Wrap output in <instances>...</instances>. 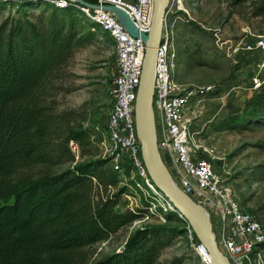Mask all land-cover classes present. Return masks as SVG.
Listing matches in <instances>:
<instances>
[{"label": "trees", "instance_id": "16d2710c", "mask_svg": "<svg viewBox=\"0 0 264 264\" xmlns=\"http://www.w3.org/2000/svg\"><path fill=\"white\" fill-rule=\"evenodd\" d=\"M44 1L49 10L34 13L30 9L43 0H0V10L17 5L16 14L0 19V264L59 263L147 210L143 203L134 209L116 207L127 186H116L119 176L107 165L109 155L75 161L58 172L33 169L54 155L73 159L69 141L82 147L92 133L84 127L71 130L64 146L49 147L46 113L36 90L82 40L77 22L90 21L78 9L75 17L67 8ZM255 124H264V84L240 110L211 123L215 129ZM164 215L171 219L173 214ZM185 231L186 225L164 223L136 227L119 248L89 264H182L183 254L166 263L158 257L162 247ZM259 245L264 248V242ZM194 254L197 264H206Z\"/></svg>", "mask_w": 264, "mask_h": 264}, {"label": "rangeland", "instance_id": "374dc122", "mask_svg": "<svg viewBox=\"0 0 264 264\" xmlns=\"http://www.w3.org/2000/svg\"><path fill=\"white\" fill-rule=\"evenodd\" d=\"M263 4L264 0H167L164 19L173 29L176 53L172 74L177 81L192 86L215 83L219 90L227 89L234 80L241 81L242 74L253 65L242 44L264 33ZM16 8L14 3L6 4L0 10V19L16 14ZM45 8L49 10L50 5L43 0L30 12ZM65 8L75 17L79 16L74 6ZM77 26L82 40L73 45L70 56L36 90L37 101L46 113L50 149L64 146L70 131L81 127L89 128L91 137L82 147L79 145L78 156L71 151L73 159L54 155L38 162L34 170L44 168L58 172L75 161L104 155L100 140L105 138V115L112 103L109 85L115 71L114 42L107 31L94 22L79 21ZM202 115L198 118H205L206 115ZM217 118L202 119L200 124L193 119L190 130L210 152L219 171L233 184L243 207L264 225V124L215 129L211 123ZM118 175L119 180L124 178L120 172ZM119 185L124 184L118 181L116 186ZM116 207L125 208L122 195ZM172 214V218L165 221L153 216L145 222L186 225L185 233L175 236L160 249L158 259L166 263L173 255L183 254L182 264H197L187 220H178H185L178 212ZM136 227L127 223L105 238L78 247L54 264H89L119 248Z\"/></svg>", "mask_w": 264, "mask_h": 264}, {"label": "built area", "instance_id": "2783aa9c", "mask_svg": "<svg viewBox=\"0 0 264 264\" xmlns=\"http://www.w3.org/2000/svg\"><path fill=\"white\" fill-rule=\"evenodd\" d=\"M48 1L62 7L74 6L113 39L115 71L109 85L112 103L105 115V138L100 142L103 154L110 156L112 167L124 177L120 183L129 187L122 194L124 206L134 209L143 203L147 207L142 216L130 222L131 226L147 225L145 222L153 216L165 221L166 212L183 216L149 175L136 127L135 98L146 47L143 33L150 27L153 0ZM242 48L256 66L249 79L251 88L258 89L264 84V33L246 40ZM253 51L259 56L254 57ZM175 53L172 26L163 19L151 96L160 156L178 187L205 209L214 238L230 262L264 264V248L259 245L264 242V225L243 207L233 184L190 130L193 118L204 112L206 96L222 99L229 90L241 88V82L234 80L221 90L215 83L182 85L172 74ZM68 146L78 156V142L71 139ZM92 179L96 181L95 176ZM108 187L113 188L111 184ZM187 224L193 250L201 261L211 264L207 246Z\"/></svg>", "mask_w": 264, "mask_h": 264}, {"label": "water", "instance_id": "95a60500", "mask_svg": "<svg viewBox=\"0 0 264 264\" xmlns=\"http://www.w3.org/2000/svg\"><path fill=\"white\" fill-rule=\"evenodd\" d=\"M78 1L88 3L84 0ZM166 5L167 0H153L150 27L146 33H143L146 47L135 98L136 127L141 140L143 159L155 184L170 198L174 206L192 225L199 239L207 246L211 264H232L214 238L205 209L174 182L157 147L151 96L155 56ZM113 7L109 5V8Z\"/></svg>", "mask_w": 264, "mask_h": 264}, {"label": "crops", "instance_id": "0c3cea01", "mask_svg": "<svg viewBox=\"0 0 264 264\" xmlns=\"http://www.w3.org/2000/svg\"><path fill=\"white\" fill-rule=\"evenodd\" d=\"M252 53L254 54V57L259 56V53H257L256 51H253ZM247 65L249 66L250 63H248ZM253 70H256V66L254 64H251L249 69L244 74H242L243 76L241 77L240 81L241 88L229 90V92L224 98L218 99L215 96H206L205 99L207 106L205 105L206 107L203 112V115L206 116L205 118H198L202 115L201 113L198 116L194 117L193 119H196V124H200L202 122V119L209 120L232 111L240 110L247 97L255 90L251 88L250 79L247 77V74H249Z\"/></svg>", "mask_w": 264, "mask_h": 264}]
</instances>
